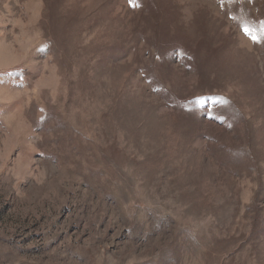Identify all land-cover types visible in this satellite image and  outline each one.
<instances>
[{
  "label": "rangeland",
  "instance_id": "374dc122",
  "mask_svg": "<svg viewBox=\"0 0 264 264\" xmlns=\"http://www.w3.org/2000/svg\"><path fill=\"white\" fill-rule=\"evenodd\" d=\"M0 264H264V0H0Z\"/></svg>",
  "mask_w": 264,
  "mask_h": 264
},
{
  "label": "snow or ice",
  "instance_id": "6c2138e0",
  "mask_svg": "<svg viewBox=\"0 0 264 264\" xmlns=\"http://www.w3.org/2000/svg\"><path fill=\"white\" fill-rule=\"evenodd\" d=\"M245 31H246V34H250V31L248 29H245ZM252 38H253L254 42L257 40V37H255V36H253Z\"/></svg>",
  "mask_w": 264,
  "mask_h": 264
}]
</instances>
